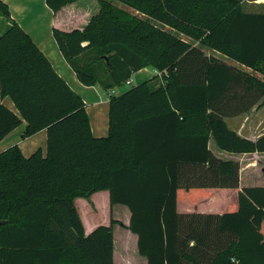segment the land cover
<instances>
[{"label": "trees", "instance_id": "trees-1", "mask_svg": "<svg viewBox=\"0 0 264 264\" xmlns=\"http://www.w3.org/2000/svg\"><path fill=\"white\" fill-rule=\"evenodd\" d=\"M44 1L57 13L77 0ZM96 1L81 27L51 30L77 79L110 91L150 66L162 80L110 93L100 136L81 96L0 0L9 21L0 32V140L23 120L22 136L46 129L44 151H0V264H114L115 223L137 235L147 264H264V186L239 187L238 162L207 148L211 134L221 150L264 152V133L242 137L224 119L264 103V81L204 51L264 76V11H246L243 0H119L166 29ZM217 188H234V198L220 203ZM99 190L127 206L128 225L110 217L85 233L74 199Z\"/></svg>", "mask_w": 264, "mask_h": 264}, {"label": "crops", "instance_id": "crops-1", "mask_svg": "<svg viewBox=\"0 0 264 264\" xmlns=\"http://www.w3.org/2000/svg\"><path fill=\"white\" fill-rule=\"evenodd\" d=\"M4 1L8 6L11 18H13L16 22H18L19 25H21V27L32 37V39L39 47V49L49 59V61L51 62L52 66L57 71V73L60 76H62L65 79V81L70 85V87L75 92H77L83 99L92 134L96 136L105 135L107 133L108 100L110 97V93H113L116 87L111 89L109 93V91L103 90L98 85H85L77 79L71 66L62 56L53 38V35L50 36L52 34V31L50 35L42 36L38 28L33 25V23L36 22V17H37V14L36 13L34 14L33 9L31 8L32 2H34V0L30 1L28 4L26 2L28 0H4ZM41 3L43 4V0H40V5ZM97 9H98V5L96 0H77L73 3L65 5L57 13H53L50 9L51 30L53 26H57L62 29L81 27L87 22L90 15L97 11ZM245 10L249 12L258 11L255 9H245ZM26 12L28 13V16L26 15ZM27 24L29 27L27 26ZM27 27L29 29H27ZM204 51L207 55H212L217 59L224 61L227 64L235 66L240 70L252 73L255 76H257L259 79L264 81V76L261 75L259 72L253 71L250 68H247L239 64L238 62L228 58L227 56L219 53L218 51H214L207 48L204 49ZM145 68H147V66ZM151 72L152 73H149L150 75H148L147 76L148 78L146 79H149L153 75H155L153 68ZM146 79H142V80H146ZM153 82L155 84H159L162 82V80L160 76H158L155 78V80H153ZM262 100L263 98H260L251 108H249L248 110L242 113L225 117L224 119L228 127L236 131L242 137H246L249 139H255L258 136L262 135L264 133V103L262 102ZM1 101L9 109L16 111L13 102L8 96H4L1 99ZM105 110H106L107 118H105V120H103V118L98 120L99 114L100 116H103V111ZM20 125L21 127H19ZM24 126H25V121L23 120L16 128H14L12 131H10L0 140V151L14 144L18 145V147L20 148L21 152L24 155L31 154L37 148L42 149V151L45 150L46 129H40L29 136H22L21 133L24 129ZM207 148L211 151V153L214 156L221 159L226 158L239 162L240 161L239 157L241 155H244V157H249L250 160H247L244 164L242 163L240 164L239 162L240 170H241L239 177V187L264 186V152L234 153V152L221 150L215 143V140L213 139L211 134L209 135L207 141ZM244 170L245 171L247 170V172L249 171L248 172L249 174L244 175L243 174ZM257 179H260L261 181H257ZM211 190L213 196H218L220 203L221 202L226 203L228 201L227 197H224V195L227 196L231 194L233 196L236 191L234 188L232 189L217 188ZM103 191H105L104 193L106 195V198H109L108 190H103ZM93 193L89 196L90 198L89 200H87L88 203L86 202V204H89V201L94 203L92 197L94 195ZM79 198L86 199L85 197H76L74 199V202H76V200ZM180 205L181 204L178 203V208L180 207V210L186 209V207ZM211 211H216V210L212 209ZM123 212H125V216H126L124 220H120L116 217L113 218L120 220L124 225H128L130 211L127 208V206L123 208ZM83 225H84L85 233H88L97 225V223L94 222L92 223V225H89L88 227H86L85 224ZM116 225L118 224H113L112 226L113 233H114V226ZM118 226H120L119 242L121 244V249H122L121 250L122 256L120 257L122 262L121 264H147L146 257L139 254L138 252L137 235L125 226L122 225H118ZM115 244L116 243L114 239V246ZM114 246H113V256L115 253Z\"/></svg>", "mask_w": 264, "mask_h": 264}, {"label": "rangeland", "instance_id": "rangeland-1", "mask_svg": "<svg viewBox=\"0 0 264 264\" xmlns=\"http://www.w3.org/2000/svg\"><path fill=\"white\" fill-rule=\"evenodd\" d=\"M30 1H32V0L26 1L27 4ZM110 1L115 6L129 11L130 13L136 15L138 18L149 20L154 27L169 29L166 25L160 24V23H158L152 19H149L147 16L143 15L142 13L138 12L137 10H135L133 8H130L129 6H127L126 4L122 3L119 0H110ZM97 5H98V3H97ZM242 7L244 9H255L258 11H264V0L263 1L262 0H243L242 1ZM31 8L33 9V13L37 14L36 22H34L35 24L33 23V25L38 28V30L42 34V36L43 35H46V36L50 35L51 34V25H50L51 12H50V8L46 6L44 0H43V4L41 3V5H40V0H34V2H32ZM26 15L28 16L27 12H26ZM7 24H8V18L0 13V32L6 27ZM27 26H28V24H27ZM28 27H27V29H29ZM50 36H52V34ZM183 37L185 39H187V37H185V36H183ZM152 68L154 69V74L157 77L160 76V74L157 73L160 70H157L154 67H150V66H147V68L142 67V68L134 71L131 74V83L130 84L123 83L122 85L117 86L114 89L113 93L114 94L121 93V92L125 91L127 88H129L130 86L135 85V84L139 83L140 81H143L142 79L148 78L147 76L150 75L149 73H152L151 72ZM153 80H155V78H153ZM99 116H100V114H99ZM99 116H98V120H100L101 118H103V120H105V118H107L106 117L107 116L106 110L103 111V116H100V117ZM19 127H21V125ZM239 158H240L239 159L240 164L241 163L244 164L247 160H250L249 157H244V155H241ZM224 159H226V158H224ZM239 162H238V164H239ZM240 171L241 170H240V165H239V177H240ZM248 172H247V170L246 171L244 170L243 174L244 175L249 174ZM257 181H261V180L257 179ZM104 192L105 191L101 190V191H96L93 193L94 195L92 197H93L94 203L89 201V204H86V202L88 203L87 200H89L90 197H88L86 199H83V198L80 199L79 198L76 200L75 206L78 210V213L80 215L82 222H84L83 224H85L86 227H88L89 225H92V223H94V222H96L97 225L98 224H107L110 217H116L120 220H124L126 218L125 212H123V208H125V206L123 204H113L111 207V205L109 204V198H106V195ZM115 224H117V223H115ZM118 225H120V224H118ZM118 225L114 226V233H113L115 243H116L114 246V252L115 253L113 256L115 264H121L122 263L121 259H120V257L122 256L121 255L122 249H121V244L119 242L120 226H118ZM131 256H133V255H131Z\"/></svg>", "mask_w": 264, "mask_h": 264}, {"label": "built area", "instance_id": "built-area-1", "mask_svg": "<svg viewBox=\"0 0 264 264\" xmlns=\"http://www.w3.org/2000/svg\"><path fill=\"white\" fill-rule=\"evenodd\" d=\"M157 73H158V74H161V71H158ZM125 83H126V84H130V83H131V79L128 78L127 80H125ZM109 93H110V91H109Z\"/></svg>", "mask_w": 264, "mask_h": 264}]
</instances>
